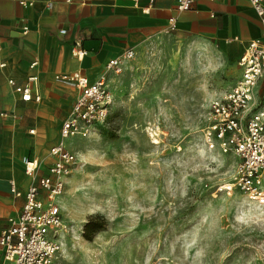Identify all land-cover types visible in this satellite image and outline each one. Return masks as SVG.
I'll use <instances>...</instances> for the list:
<instances>
[{
  "label": "rangeland",
  "instance_id": "obj_1",
  "mask_svg": "<svg viewBox=\"0 0 264 264\" xmlns=\"http://www.w3.org/2000/svg\"><path fill=\"white\" fill-rule=\"evenodd\" d=\"M111 75L108 124L68 140L78 165L59 203L68 228L56 264H264V210L233 187L239 160L204 144L209 101L237 57L164 31ZM264 106V78L257 88ZM103 219L92 242L84 225Z\"/></svg>",
  "mask_w": 264,
  "mask_h": 264
},
{
  "label": "crops",
  "instance_id": "obj_2",
  "mask_svg": "<svg viewBox=\"0 0 264 264\" xmlns=\"http://www.w3.org/2000/svg\"><path fill=\"white\" fill-rule=\"evenodd\" d=\"M19 1L34 5L25 8ZM176 4L177 0L136 4L133 0H0V231L19 217L25 193L34 184L25 174L23 158L40 163L39 177L54 162L49 151L60 142L62 125L80 94L69 81L72 75L80 73L96 82L111 60L128 49L137 53L164 31L215 41L237 57L238 67L248 43L262 37L259 19L247 0H196L184 13L177 11ZM146 9L150 12L144 13ZM78 50L85 53L82 59L74 54ZM34 62L37 66L32 68ZM32 76L38 77L33 87L41 101L25 103L9 82L25 85ZM11 181L22 197L11 194Z\"/></svg>",
  "mask_w": 264,
  "mask_h": 264
},
{
  "label": "built area",
  "instance_id": "obj_3",
  "mask_svg": "<svg viewBox=\"0 0 264 264\" xmlns=\"http://www.w3.org/2000/svg\"><path fill=\"white\" fill-rule=\"evenodd\" d=\"M85 2V0H81ZM138 3L142 0H133ZM153 3L155 0H149ZM196 0H177L179 13L192 10ZM256 13L262 37L248 43L239 60L241 77L234 86L214 96L208 103L207 128L204 144L210 151L218 150L222 155H234L238 160L233 187L246 198L250 205L264 210V106L259 105L257 88L264 78V0H247ZM71 3V0H66ZM22 7H32L34 2L19 1ZM53 7L52 3L48 4ZM144 13H149L146 9ZM65 34L66 31H62ZM79 59L83 50L74 53ZM134 49H128L121 56L111 60L105 74L96 82L75 73L69 79L79 90V96L60 131V142L49 154L54 158L48 172L40 176V163L23 158L25 174L34 180L25 193V203L16 220L0 231V249L3 264H56L64 249V235L68 232L62 208L59 203L64 195L68 180L78 165L77 155L68 149L67 141L88 139L108 124L113 103L109 76L120 75L125 62L136 57ZM37 62L32 63L35 68ZM38 77H29L28 83L9 84L20 96L22 102H40L38 89L33 87ZM6 117L7 115H2ZM34 131H31L33 134ZM11 194L22 197L15 181L10 182Z\"/></svg>",
  "mask_w": 264,
  "mask_h": 264
},
{
  "label": "trees",
  "instance_id": "obj_4",
  "mask_svg": "<svg viewBox=\"0 0 264 264\" xmlns=\"http://www.w3.org/2000/svg\"><path fill=\"white\" fill-rule=\"evenodd\" d=\"M105 230L106 222L103 219L90 220L84 225L83 238L88 242H92L96 234Z\"/></svg>",
  "mask_w": 264,
  "mask_h": 264
}]
</instances>
